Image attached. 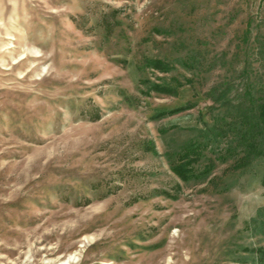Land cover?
Segmentation results:
<instances>
[{"label": "rangeland", "instance_id": "rangeland-1", "mask_svg": "<svg viewBox=\"0 0 264 264\" xmlns=\"http://www.w3.org/2000/svg\"><path fill=\"white\" fill-rule=\"evenodd\" d=\"M250 96L264 0H0V264H264V156L206 129Z\"/></svg>", "mask_w": 264, "mask_h": 264}, {"label": "trees", "instance_id": "trees-1", "mask_svg": "<svg viewBox=\"0 0 264 264\" xmlns=\"http://www.w3.org/2000/svg\"><path fill=\"white\" fill-rule=\"evenodd\" d=\"M153 67L165 71L167 65L159 59L152 60ZM178 83L177 87L167 84L153 83L148 91H162L175 93L177 88L182 86ZM248 103H238L229 118L221 115L210 127H206L208 135L224 137V146L220 149L222 160L232 159L231 168L238 169L246 166L252 159L264 156V98L252 97ZM193 102L162 110V113H170L191 107ZM205 122V121H204ZM203 144V146H202ZM206 146L201 140L189 141L175 151L172 157L171 168L183 179H188L196 174L193 162L196 161L204 151ZM264 182V179H263ZM264 259V250L259 248ZM263 250V251H262ZM264 263V261H263Z\"/></svg>", "mask_w": 264, "mask_h": 264}]
</instances>
